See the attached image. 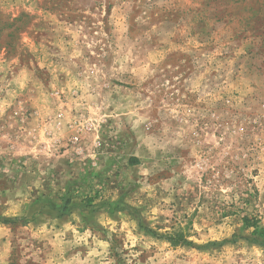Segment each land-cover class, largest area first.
Here are the masks:
<instances>
[{"label": "rangeland", "instance_id": "1", "mask_svg": "<svg viewBox=\"0 0 264 264\" xmlns=\"http://www.w3.org/2000/svg\"><path fill=\"white\" fill-rule=\"evenodd\" d=\"M261 233L264 0H0V264H264Z\"/></svg>", "mask_w": 264, "mask_h": 264}, {"label": "crops", "instance_id": "2", "mask_svg": "<svg viewBox=\"0 0 264 264\" xmlns=\"http://www.w3.org/2000/svg\"><path fill=\"white\" fill-rule=\"evenodd\" d=\"M46 149H48V147ZM43 151L45 152V150H43ZM49 155H50V157L53 156V157H55L57 159L64 160L63 162L66 163V165H67L66 168L67 169L68 168L75 169L74 167H76L75 166L76 163H77L76 160H78V159L76 158V155H73V153L71 152V149L68 148V147L65 150L64 149L61 150L59 153L58 152H54V153L49 154ZM72 157H75V158H72ZM52 172L53 171H51V173ZM58 176H59V181L63 184V186L65 185V182H67V180L69 181V182L66 183V187H67V185L71 184L72 181L74 180V179L72 180V178L70 176L63 177L60 174ZM70 180H72V181H70ZM59 188H62V187L60 186ZM55 193H57V191ZM52 202H55L56 205H59L58 210H60V211H57V212H54V211L52 212L53 219H57V220H65V219L74 220L76 218L77 212H74V209H76L75 208V202H76L75 198L72 199V202H69V204L67 205V209L65 211H61L62 210L61 206L65 204V203H63V201H61V200L53 201L52 200ZM80 215L83 216V215H85V213H80ZM79 218H80V216H79ZM84 218H86V217H84Z\"/></svg>", "mask_w": 264, "mask_h": 264}, {"label": "trees", "instance_id": "3", "mask_svg": "<svg viewBox=\"0 0 264 264\" xmlns=\"http://www.w3.org/2000/svg\"><path fill=\"white\" fill-rule=\"evenodd\" d=\"M133 160H135V161H136V159H133ZM261 235H263V236H264V233H261Z\"/></svg>", "mask_w": 264, "mask_h": 264}]
</instances>
